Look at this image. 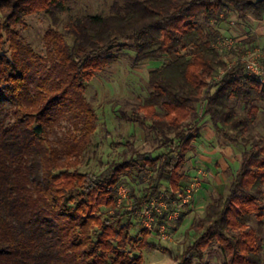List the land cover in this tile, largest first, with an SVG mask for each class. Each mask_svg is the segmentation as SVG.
Segmentation results:
<instances>
[{
	"label": "trees",
	"instance_id": "1",
	"mask_svg": "<svg viewBox=\"0 0 264 264\" xmlns=\"http://www.w3.org/2000/svg\"><path fill=\"white\" fill-rule=\"evenodd\" d=\"M74 1L0 0V264H143L133 250L150 247L147 238L167 225L169 214L149 207L153 230L144 229V239L123 220L137 218L145 203H168L160 201L163 187L172 197L185 194L181 170L206 118L246 150L227 191L206 206L197 225L203 233L179 264L203 259L213 244L221 264H264V138L250 134L264 113V82L248 74L243 54L233 51L234 59L220 48V27L230 16L263 20L264 3L117 0L109 14L73 18L62 31L61 15ZM40 13L51 19L45 57L19 30ZM120 41L134 42L136 64L161 63L149 74L151 91L137 122L152 121L168 152L157 159L135 153L102 173H83L82 157L99 126L86 86L117 62ZM147 167L155 175L137 195L129 179ZM123 187L131 191V211L119 203Z\"/></svg>",
	"mask_w": 264,
	"mask_h": 264
},
{
	"label": "rangeland",
	"instance_id": "2",
	"mask_svg": "<svg viewBox=\"0 0 264 264\" xmlns=\"http://www.w3.org/2000/svg\"><path fill=\"white\" fill-rule=\"evenodd\" d=\"M115 1L117 0H75L61 15L60 30L63 31L65 25L76 17L109 14ZM2 22L0 14V24ZM50 25L49 16L40 13L28 17L25 25L19 27L27 43L44 57L46 56L44 37ZM262 26L264 22L251 16L242 19L238 14L233 13L220 27L223 36L220 48L224 55L234 57L233 51H236L243 54L244 61L255 57L264 62V32L261 34L258 31ZM123 44L125 47L118 53L117 62L104 71L96 73L86 86V97L97 112L99 126L92 146L82 157L79 169L83 173H102L113 163L137 156L135 153L157 159L168 152L166 148L161 147L163 141L160 135L150 130L152 121L137 122L144 119L139 107L151 91L148 83L149 74L160 67L161 63L152 61L136 64L134 42L120 41L117 49L119 50V46ZM234 106L238 113L247 114L243 103L234 101ZM195 111L202 116L201 106L196 107ZM63 126L65 127L58 128L60 136H63L69 128L66 123ZM199 128L201 137L193 143V151L186 155L181 170L185 177L182 182L186 188L185 194L172 197V191H166L163 187L160 201L167 199L168 203L157 200H153L151 205L145 203L143 209L136 213L137 218L123 220L124 224L130 220L134 225L132 234L144 239L142 231L153 230L152 212L148 208L151 207L160 215L165 212L169 214L167 225L156 228L153 235L147 238L150 247L145 249L136 247L133 250L143 257V264H179L181 261L179 257L203 233L197 225L205 216L206 206L227 191L228 185L240 170L246 146L218 135L208 118L200 122ZM250 134L253 135L254 140L264 138L263 112L259 113L258 120L250 129ZM169 137L172 138V135ZM252 147L253 143L247 148L252 149ZM146 165L142 163L141 166ZM154 175L147 167L141 177L135 174V180L129 179L137 190V195L139 190L144 192L148 188L150 179ZM119 195L121 198L119 203L126 205L131 211L133 200L130 189L121 188ZM222 260L217 244H213L210 249L204 251L203 259H194V264H200V261L221 264Z\"/></svg>",
	"mask_w": 264,
	"mask_h": 264
},
{
	"label": "built area",
	"instance_id": "3",
	"mask_svg": "<svg viewBox=\"0 0 264 264\" xmlns=\"http://www.w3.org/2000/svg\"><path fill=\"white\" fill-rule=\"evenodd\" d=\"M246 63L248 74L258 77L264 82V62H261L255 57H251L246 61Z\"/></svg>",
	"mask_w": 264,
	"mask_h": 264
},
{
	"label": "crops",
	"instance_id": "4",
	"mask_svg": "<svg viewBox=\"0 0 264 264\" xmlns=\"http://www.w3.org/2000/svg\"><path fill=\"white\" fill-rule=\"evenodd\" d=\"M258 21L264 22V20L263 21L262 20H258ZM258 31H260L259 33L262 34L264 32V26H262L261 28H259Z\"/></svg>",
	"mask_w": 264,
	"mask_h": 264
},
{
	"label": "water",
	"instance_id": "5",
	"mask_svg": "<svg viewBox=\"0 0 264 264\" xmlns=\"http://www.w3.org/2000/svg\"><path fill=\"white\" fill-rule=\"evenodd\" d=\"M256 4H259V3H264V0H255L254 1Z\"/></svg>",
	"mask_w": 264,
	"mask_h": 264
}]
</instances>
